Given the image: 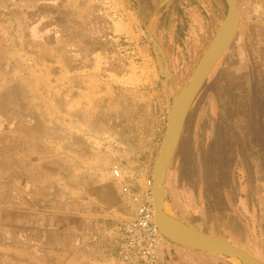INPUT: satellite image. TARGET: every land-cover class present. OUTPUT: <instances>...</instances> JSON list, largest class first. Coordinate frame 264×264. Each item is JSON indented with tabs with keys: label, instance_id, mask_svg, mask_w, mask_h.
<instances>
[{
	"label": "rangeland",
	"instance_id": "rangeland-1",
	"mask_svg": "<svg viewBox=\"0 0 264 264\" xmlns=\"http://www.w3.org/2000/svg\"><path fill=\"white\" fill-rule=\"evenodd\" d=\"M161 1L0 0V108L12 107L11 133H19L0 140V186L11 189L9 208L0 209V264H54L57 103L84 97L90 105L121 103L124 119L134 124L121 135L122 162L107 163V172L114 165L122 171L120 180H108L120 187L121 221L152 193L146 176L153 179L174 91L191 77L228 13L225 0H203L197 13L201 0H173L153 30L169 2ZM237 1L238 35L193 104L166 198L181 221L264 264V0ZM83 67L85 79L76 80ZM73 81L88 94L68 96ZM242 195L252 215L235 210L241 216L225 226L230 205ZM165 253L176 263L235 264L171 241Z\"/></svg>",
	"mask_w": 264,
	"mask_h": 264
},
{
	"label": "crops",
	"instance_id": "crops-1",
	"mask_svg": "<svg viewBox=\"0 0 264 264\" xmlns=\"http://www.w3.org/2000/svg\"><path fill=\"white\" fill-rule=\"evenodd\" d=\"M84 69L74 74L78 76L76 80L85 79ZM88 92L85 87L75 85L67 90V95L86 96ZM71 101L66 105L57 103L54 109V264H115L108 254V247L112 246L111 250L115 247V227L121 221V215L117 213H120L122 199L117 201L120 187L108 183L114 176L107 172V163L122 162L124 143L121 135L124 129L133 126L134 121L124 119L121 103L90 105L86 97ZM10 111V105L0 108V140L4 143L9 137L17 139L19 135L16 131L11 133L16 124ZM95 111L97 117L92 119ZM149 164L147 170L135 172V175L148 172ZM10 191L0 186V200H8L6 203L0 201V209L9 208ZM110 191L116 195L108 198ZM243 195L237 198L235 206L230 205L233 211L226 214L225 226L234 225L233 217L241 216L242 213L235 210L242 208L252 215L249 210L247 212ZM110 218L112 220L108 221ZM1 223L4 225L7 221L2 218ZM242 224L245 226L246 223ZM107 226L112 230L107 231ZM195 229L211 233L199 227Z\"/></svg>",
	"mask_w": 264,
	"mask_h": 264
},
{
	"label": "water",
	"instance_id": "water-1",
	"mask_svg": "<svg viewBox=\"0 0 264 264\" xmlns=\"http://www.w3.org/2000/svg\"><path fill=\"white\" fill-rule=\"evenodd\" d=\"M225 1L228 13L224 22L191 77L180 89L174 91L163 143L153 173L152 202L156 225L169 241L222 257L235 264H261L251 254L229 241L197 230L181 221L168 206L166 198V178L193 104L219 61L232 46L240 29L238 1ZM167 71L169 72L168 65Z\"/></svg>",
	"mask_w": 264,
	"mask_h": 264
},
{
	"label": "built area",
	"instance_id": "built-area-1",
	"mask_svg": "<svg viewBox=\"0 0 264 264\" xmlns=\"http://www.w3.org/2000/svg\"><path fill=\"white\" fill-rule=\"evenodd\" d=\"M112 174L116 180H120V167L114 166ZM146 180L152 188V177L146 176ZM134 195L140 196L137 193ZM135 205L132 214L115 227V264H167L162 260L161 253L170 241L161 234L156 225L151 191Z\"/></svg>",
	"mask_w": 264,
	"mask_h": 264
},
{
	"label": "flooded vegetation",
	"instance_id": "flooded-vegetation-1",
	"mask_svg": "<svg viewBox=\"0 0 264 264\" xmlns=\"http://www.w3.org/2000/svg\"><path fill=\"white\" fill-rule=\"evenodd\" d=\"M164 1H165V0H162L161 3H160V5H161L162 3H164ZM205 1H206V0H205ZM203 2H204V1L201 0V1H199V5H198V6H194L193 11H194L195 13L199 12V11L201 10V7L204 8V4H203ZM172 3H173V0H169L168 4L162 8L161 12H159V14L157 15L158 18H160L159 20H158V18H157V16H156L155 21L153 22V25H152L153 30L156 29L155 27H157V25H158V21H159V23H160V25H161V21H160V20H161L163 14H167L165 10H167V8H168L169 6L172 5ZM160 5H159V6H160ZM137 13L139 14L140 12H137ZM146 13H147V11H145V9H143L142 12H141V14H140V17L143 16L144 14H146ZM153 14H154V12H149V15H148V16H151V17H152ZM156 31H157V30H156ZM183 33H184V32H183ZM177 36H178V38H180V35H179V34H178ZM153 39H154L155 41H157V42H160L159 39H158V37H157L156 35H154ZM235 217H236V216H235ZM235 217H233V219H235ZM231 221H232V220H231ZM169 245H170V243L168 244V247H169ZM161 258H162V260H163L165 263H167V264H185V263L183 262L182 259H179L177 263H176L175 261L173 262V260H171V258H170L168 255H166L165 250L162 251V253H161Z\"/></svg>",
	"mask_w": 264,
	"mask_h": 264
}]
</instances>
